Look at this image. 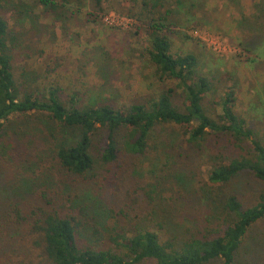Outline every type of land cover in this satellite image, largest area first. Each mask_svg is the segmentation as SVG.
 <instances>
[{
    "label": "trees",
    "instance_id": "16d2710c",
    "mask_svg": "<svg viewBox=\"0 0 264 264\" xmlns=\"http://www.w3.org/2000/svg\"><path fill=\"white\" fill-rule=\"evenodd\" d=\"M252 1L250 16L243 11L233 19L238 29L235 40L241 56L248 53L260 60L264 58V0ZM115 3L0 0V144L10 137L11 126L27 125L46 116L47 155L68 181V189L33 190L39 197L35 207L23 211L17 205L10 213L0 214V264H247L237 255L249 230L264 219V191L255 204H247L236 184L244 176L264 183V143L247 119L237 113L233 90L209 103L207 98L217 87L215 81L198 72L195 54L174 52L173 35L190 39L179 32L185 24L176 13L182 12L185 4H192L191 0L118 1L120 14H129L140 26L138 32L144 31L148 37L145 54L155 77L163 83L176 82L143 101L125 106L84 104L76 95L67 98L54 85L43 89L24 86L16 75L19 36L15 22L31 21L40 7L54 22L62 14L72 19L83 10L87 22H97L103 13L113 11ZM219 106L221 114L216 111ZM164 126L183 131L179 151L186 145L209 166L208 189L202 188L199 195V221L185 226L186 234L177 235V228L165 225L161 210L155 208L134 224L105 226L100 207L80 204L74 191L79 183L94 181L100 164L111 165L120 158H139L151 148L156 150L152 144ZM208 137L215 138L216 145L224 138L227 145L216 150L208 144ZM138 189L155 201L160 182ZM14 194L26 195L24 191H5L8 199ZM87 214L97 219L88 222ZM97 223L105 227L103 233L97 231ZM89 229L100 238L93 240Z\"/></svg>",
    "mask_w": 264,
    "mask_h": 264
},
{
    "label": "rangeland",
    "instance_id": "374dc122",
    "mask_svg": "<svg viewBox=\"0 0 264 264\" xmlns=\"http://www.w3.org/2000/svg\"><path fill=\"white\" fill-rule=\"evenodd\" d=\"M115 1L113 11L103 13L97 22H87L85 10L72 19L62 14L54 22L41 7L35 10L31 21L15 22L19 36L16 75L20 82L39 89L54 85L67 98L76 95L84 104L116 106L143 101L176 85L174 81L163 83L155 77L145 54L149 46L146 33L138 32L140 26L129 14H120L118 1L122 0ZM233 1L236 4L228 0H194L190 12L184 10L177 16L179 22L185 24L179 32L190 39L173 35V50L195 54L199 60L198 72L215 81L217 87L208 96L209 103H215L233 90L237 113L247 119L257 138L264 143V58L257 60L248 53L241 56L235 40L236 24L232 21L243 11L250 16L253 1ZM4 16L12 19L9 13ZM197 33H209L223 41L224 52L214 53ZM216 111L221 114V106ZM33 122L11 126L10 137L0 144V214L10 213L17 205H21L23 211L35 207L39 197L33 190L68 189L65 187L67 179L58 174L47 155L50 144L44 135L49 128L48 118L41 115ZM157 135L152 144L156 150L151 148L139 158L123 157L111 165L100 164L94 181L81 182L74 191L79 195L80 204L100 207L105 226L116 224L122 228L134 224L155 208L161 210L165 225L173 224L177 228V235L186 234L185 226H194L199 221V195L202 188L208 189L205 183L209 166L186 145L179 151L183 140V131L179 128L164 126ZM215 141L209 138L208 144L216 150L227 145L224 138L221 144L216 145ZM156 181L160 182V190L155 201H151L138 188L146 189ZM236 185L247 204H255L264 191V183L252 176L242 177ZM6 189L24 191L26 195L14 194L8 199ZM86 217L88 222L91 218L97 219L92 214ZM96 227L98 232L105 230L98 223ZM89 232L93 240L100 238L93 236L92 229ZM237 258L247 264H264V219L249 230Z\"/></svg>",
    "mask_w": 264,
    "mask_h": 264
},
{
    "label": "built area",
    "instance_id": "2783aa9c",
    "mask_svg": "<svg viewBox=\"0 0 264 264\" xmlns=\"http://www.w3.org/2000/svg\"><path fill=\"white\" fill-rule=\"evenodd\" d=\"M194 35V34H193ZM198 35V33H197ZM199 39L202 40V42L207 45V47L209 49H211L214 53L216 54H222L225 50V43L216 38H214L213 36H211L209 33H203L201 35H198ZM195 37V35H194ZM196 38V37H195Z\"/></svg>",
    "mask_w": 264,
    "mask_h": 264
},
{
    "label": "crops",
    "instance_id": "0c3cea01",
    "mask_svg": "<svg viewBox=\"0 0 264 264\" xmlns=\"http://www.w3.org/2000/svg\"><path fill=\"white\" fill-rule=\"evenodd\" d=\"M171 3H173V0H169ZM192 1V4L190 5V7H188V8H186V7H181V9L184 11V10H188V12H190V8H194V0H191ZM221 1H223V0H221ZM227 7V6H226ZM182 11V12H183ZM181 12H177L176 13V16H178L179 14H180ZM234 19H237V17L236 18H234ZM232 21L234 22V20L232 19ZM238 29H236V34H235V37L237 36V34H238V31H237ZM240 31L241 30H239V33H240Z\"/></svg>",
    "mask_w": 264,
    "mask_h": 264
}]
</instances>
